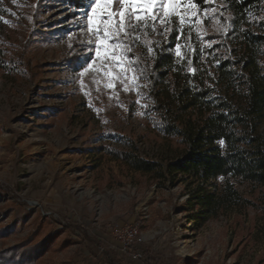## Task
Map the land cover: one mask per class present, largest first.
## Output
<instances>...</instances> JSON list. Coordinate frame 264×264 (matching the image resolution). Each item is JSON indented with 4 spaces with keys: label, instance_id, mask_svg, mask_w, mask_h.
<instances>
[{
    "label": "rangeland",
    "instance_id": "obj_1",
    "mask_svg": "<svg viewBox=\"0 0 264 264\" xmlns=\"http://www.w3.org/2000/svg\"><path fill=\"white\" fill-rule=\"evenodd\" d=\"M95 3L0 0V188L6 191L0 193V252L29 239L31 258L22 264H82L83 252L85 264H103L107 254L120 264H147L112 237L115 228L135 224L137 243L153 264H264V187L235 181L252 205L194 225L199 209L186 205L183 183L158 185L115 158L116 151L177 158L182 145L163 130L155 92L170 105V118L172 103L145 72L156 51L175 58L169 88L191 86L185 74L197 69L214 86L213 97L220 96L226 89L216 71L229 53L226 44L237 54L239 30L264 34V1L247 7L238 27L228 0H170L167 17L163 6L154 9L155 20L137 23L133 16L127 35L115 39L96 27L108 12L119 21L123 6L101 0L93 10ZM110 28L120 31L118 24Z\"/></svg>",
    "mask_w": 264,
    "mask_h": 264
},
{
    "label": "trees",
    "instance_id": "obj_2",
    "mask_svg": "<svg viewBox=\"0 0 264 264\" xmlns=\"http://www.w3.org/2000/svg\"><path fill=\"white\" fill-rule=\"evenodd\" d=\"M76 4L86 0H70ZM203 4L207 0H195ZM234 23L252 4L264 0H228ZM241 52L231 54L232 48L226 44L229 53L218 63L216 77L226 89L220 96L214 95V86L205 84L198 70L185 74L191 86L174 82L166 84L168 74L176 65L173 54L167 50H157L151 70L145 71L152 84L156 82L169 96L174 116L165 115L170 105L154 100L162 114L163 130L176 136L181 151L173 161H157L140 157L131 152L116 151L115 158L123 161L131 170L148 174L158 181L179 182L186 186V205L198 207V214L191 218L199 221L216 218L229 208L251 206L252 202L236 189L235 181L264 187V135L260 124L264 118V70L259 63L264 34L247 35L239 30L237 35ZM179 79V77H178ZM177 81V78H176ZM238 83L239 89H235ZM158 89V90H159ZM0 188V193L5 194ZM88 237V236H87ZM29 239L0 252V264H22L30 261L26 256L33 247H27ZM133 249H140L147 264L154 260L135 243ZM25 249V250H24ZM93 258L101 256L90 254ZM148 257H147V256ZM87 254L83 252V263ZM13 262V263H11ZM103 264H120L114 256L107 254Z\"/></svg>",
    "mask_w": 264,
    "mask_h": 264
},
{
    "label": "snow or ice",
    "instance_id": "obj_3",
    "mask_svg": "<svg viewBox=\"0 0 264 264\" xmlns=\"http://www.w3.org/2000/svg\"><path fill=\"white\" fill-rule=\"evenodd\" d=\"M91 2V0H90ZM109 3H111V0H108ZM170 0H119V3L123 6L122 10L119 13L120 19L119 21H114L113 17L116 15V13L108 12L107 17L108 20L104 21L102 20L100 24L96 27L97 34L101 31V25H103L105 31L104 36L106 39H115L118 38L123 32L124 35H127V28L129 26H134L130 24V21L133 16H135L136 22L139 23L142 19L145 21L149 16L153 20L157 19L158 17L153 14V11L158 6H163L165 8V17L169 15L168 12V5ZM101 3V0H96L95 5L93 6V10H95V7H98ZM131 8L132 11H128L127 9ZM138 11H142L145 13L144 17H141V15L137 14ZM119 26L120 31L113 32L110 28V26L117 25ZM92 25V17H89V27L91 28Z\"/></svg>",
    "mask_w": 264,
    "mask_h": 264
},
{
    "label": "built area",
    "instance_id": "obj_4",
    "mask_svg": "<svg viewBox=\"0 0 264 264\" xmlns=\"http://www.w3.org/2000/svg\"><path fill=\"white\" fill-rule=\"evenodd\" d=\"M147 206L143 208V216L147 217ZM43 215L50 216L52 212L50 211H44L41 210ZM55 219H58L61 223H64V219L61 216H57L54 214ZM112 237L115 240V244L122 250V251H128L131 252L137 260H142V253L140 249H133L132 246L135 244L138 240V227L135 224H127L122 225L117 228H115L112 232ZM87 264H99V262H95L92 260H89Z\"/></svg>",
    "mask_w": 264,
    "mask_h": 264
}]
</instances>
